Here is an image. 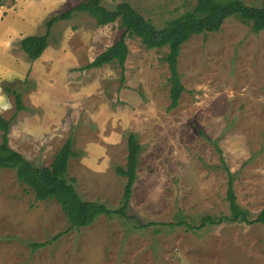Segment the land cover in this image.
Instances as JSON below:
<instances>
[{
    "label": "rangeland",
    "instance_id": "rangeland-1",
    "mask_svg": "<svg viewBox=\"0 0 264 264\" xmlns=\"http://www.w3.org/2000/svg\"><path fill=\"white\" fill-rule=\"evenodd\" d=\"M82 1L0 5V112L12 121L11 147L34 165H50L72 137L68 177L76 178L83 198L114 209L126 182L116 166H125L128 135L136 133L142 150L129 217L102 215L66 231L60 204L36 200L13 169L0 167V264H264L261 223L194 231L162 224L183 215L200 226L204 216L229 214V176L218 147L235 175L239 203L253 217L264 209V31L231 17L217 32L194 35L178 60L186 90L168 110L166 47L148 49L128 36L123 75L118 63L85 67L123 35L119 20L98 25L74 12L53 25L43 55L28 58L21 39L46 33L49 19ZM121 1L103 3L113 8ZM127 1L162 27L196 0ZM14 90L23 97L21 111ZM149 221L156 224L140 226Z\"/></svg>",
    "mask_w": 264,
    "mask_h": 264
},
{
    "label": "trees",
    "instance_id": "trees-1",
    "mask_svg": "<svg viewBox=\"0 0 264 264\" xmlns=\"http://www.w3.org/2000/svg\"><path fill=\"white\" fill-rule=\"evenodd\" d=\"M6 0H0V5ZM74 12H86L93 17L98 25H108L121 22L125 28L123 35L112 45L98 54L85 67H100L109 63H118L122 67V75L126 60L130 54L127 37H138L148 49L167 48L164 60L167 62L170 76V103L168 110H173L180 104L183 92L186 90L181 80L178 68V60L182 46L194 35L217 32L224 22L231 18H237L248 24L251 29L259 33L264 31V0L260 5L248 4L243 0H196L194 5L181 15L167 20L162 27H158L151 18H147L129 1L123 0L113 8H108L103 0H83L81 3L68 10L54 15L46 23L47 31L42 35H28L21 39L20 47L29 59H39L49 46V35L53 25L59 20L71 18ZM124 80V77L123 79ZM17 111L25 109L22 95L14 90ZM12 121L0 112V130L2 131L0 142V167L13 169L17 178L27 185L34 193L36 200H55L60 204L68 218L69 224L66 231L88 227L102 215L129 217L128 209L133 195L134 185L138 178V165L142 145L137 134L130 132L127 140V161L125 166L117 165L116 172L126 178L123 193V202L119 208H111L100 201L87 200L80 194L76 178L68 177L69 162L76 155L74 141L70 137L56 152L50 165H34L26 156L10 145V129ZM221 154V161L229 176L226 199L229 202V214L220 217L207 215L201 218V225L197 226L187 221L180 215L174 222L162 223L167 226H184L188 230H195L206 225H215L223 222L246 223L264 225V209L255 217L249 209L243 207L235 190V175L227 165ZM153 221L142 223L141 227L155 225ZM197 226V227H195ZM63 233L54 237L58 239ZM51 240L37 242L32 245L34 250L47 246Z\"/></svg>",
    "mask_w": 264,
    "mask_h": 264
}]
</instances>
